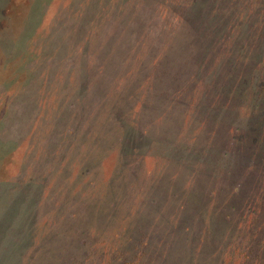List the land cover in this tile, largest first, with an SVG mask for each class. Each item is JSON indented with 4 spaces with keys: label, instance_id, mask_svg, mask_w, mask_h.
<instances>
[{
    "label": "rangeland",
    "instance_id": "obj_1",
    "mask_svg": "<svg viewBox=\"0 0 264 264\" xmlns=\"http://www.w3.org/2000/svg\"><path fill=\"white\" fill-rule=\"evenodd\" d=\"M0 264H264V0H0Z\"/></svg>",
    "mask_w": 264,
    "mask_h": 264
}]
</instances>
